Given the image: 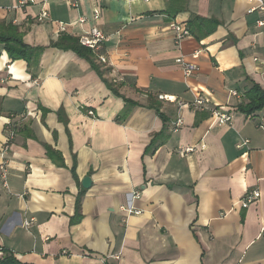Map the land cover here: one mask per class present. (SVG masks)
Listing matches in <instances>:
<instances>
[{
	"label": "crops",
	"instance_id": "1",
	"mask_svg": "<svg viewBox=\"0 0 264 264\" xmlns=\"http://www.w3.org/2000/svg\"><path fill=\"white\" fill-rule=\"evenodd\" d=\"M20 1L1 0L0 7ZM35 1L0 10V23L45 48L29 66L0 44V258L7 252L21 264H264V109L246 115L238 111L244 98L231 96L253 83L264 90L259 14H248L244 0H79L78 8L68 0ZM42 9L50 19L40 23ZM208 21L218 23L209 34ZM174 22L191 27L180 44ZM61 24L78 39L95 27L105 33L93 58L99 71L72 50L51 46ZM180 56L200 70L186 78ZM195 89L211 108L230 112L232 123L213 125L208 111L180 108L195 99ZM179 116L184 124L174 132ZM46 145L64 165L48 157ZM255 188L259 201L243 208ZM81 192L82 218L74 223ZM128 206L142 213L127 214Z\"/></svg>",
	"mask_w": 264,
	"mask_h": 264
},
{
	"label": "built area",
	"instance_id": "2",
	"mask_svg": "<svg viewBox=\"0 0 264 264\" xmlns=\"http://www.w3.org/2000/svg\"><path fill=\"white\" fill-rule=\"evenodd\" d=\"M248 2L251 7L248 10V14H253V13H258L259 18L256 20V26L262 30V33L264 34V0H244ZM129 2H145L148 3L150 0H129ZM69 5L72 8H78L79 7V0H68ZM30 4H36L35 0H21L18 4L17 7L24 8L27 7ZM12 7V8H3L0 7V10H5V11H10L11 9H16L17 8ZM95 19L99 20L101 16V10L100 8H95ZM36 19L38 22L43 23L47 20L50 19V14L48 10L42 9L39 15L36 16ZM86 22V17H81L80 23L84 24ZM171 30L174 31L175 33V41L177 44H180L182 40L185 38H188L191 36V28L189 24L187 23H178L174 22L170 26ZM60 31L62 33L66 32L67 29L64 25L61 24L60 26ZM106 40V35L105 33L100 30L99 28L95 27L90 29L88 32H85L82 36L79 38V42L82 46L91 49L95 54H97ZM202 51H197L193 54V58H198L199 55L201 54ZM99 60L101 63L105 64L107 63V59L99 55ZM176 63L181 67L183 70V73L186 78L192 77L194 74H196L199 70L200 67L198 64L194 61H189L184 58V56H180L179 58L176 59ZM196 93L195 99L191 103H185V102H180L179 107H190L194 110L197 111H208L210 113L209 120L213 122V125L217 126H224V125H230L232 123V115L230 112L224 111L221 108H211L209 106L210 101L206 99L203 95L202 90H194ZM231 96L236 97L238 99L242 98V94L239 93L237 90H234L231 92ZM160 100H165L169 102H176L175 97L171 96H164L160 95L159 96ZM89 115L94 116V113L92 111L89 112ZM184 122L181 116H179L176 121L173 124V130L174 132H177L181 126H183ZM260 128L264 129V119H262L261 123L259 124ZM15 135V131H11V138H13ZM194 148H188L185 150L186 153L192 152ZM5 167V163H4ZM140 195L138 193H135L133 195V198H139ZM261 197V192L258 188L251 189L249 190L244 199L242 200V207L243 208H248L252 204H255L259 201ZM122 210L126 212L127 214H141V210H137L133 206H128V207H122ZM32 221L25 222V226L29 227L31 225ZM118 259L119 256H116Z\"/></svg>",
	"mask_w": 264,
	"mask_h": 264
},
{
	"label": "trees",
	"instance_id": "3",
	"mask_svg": "<svg viewBox=\"0 0 264 264\" xmlns=\"http://www.w3.org/2000/svg\"><path fill=\"white\" fill-rule=\"evenodd\" d=\"M205 22V21H204ZM211 27L208 29L207 34L213 32L218 23L215 21H208ZM191 28V27H190ZM23 34L19 31V28L13 24H3L0 23V44L4 45L5 51L8 53L9 57L13 60H24L28 63L29 66L36 65L41 54L44 51V47H33L27 44L24 41ZM52 47H56L62 50H72L78 56L87 59L93 66L94 69L99 71V68L94 62L95 53L84 46H82L79 42L78 38H75L68 33H62L59 36V39L55 43H51ZM99 74L102 73L98 72ZM107 86H109L116 94H119L118 91L113 88L112 84L109 83L108 80H105ZM242 97L244 100H241L238 104V111L244 113L246 115H252L258 111L264 109V90L260 87L259 84L253 83V85L247 90L245 94L242 93ZM126 102L129 105H134L135 103L129 99H126ZM45 110V109H44ZM129 111H126L124 114V118L127 117ZM16 133V127L12 128ZM15 136V135H14ZM47 155L58 165H64V161L62 156L56 152L51 146L46 145ZM155 146L149 147L151 153L154 152ZM76 163L73 167V174L76 175ZM84 193L81 192L78 196L76 203V214L75 217L72 218V222L77 223L82 218V201H83ZM0 264H21L13 255H9L7 252H4L2 258H0Z\"/></svg>",
	"mask_w": 264,
	"mask_h": 264
},
{
	"label": "water",
	"instance_id": "4",
	"mask_svg": "<svg viewBox=\"0 0 264 264\" xmlns=\"http://www.w3.org/2000/svg\"><path fill=\"white\" fill-rule=\"evenodd\" d=\"M82 186L85 189H89L92 186V179L90 177H85L82 181Z\"/></svg>",
	"mask_w": 264,
	"mask_h": 264
},
{
	"label": "rangeland",
	"instance_id": "5",
	"mask_svg": "<svg viewBox=\"0 0 264 264\" xmlns=\"http://www.w3.org/2000/svg\"><path fill=\"white\" fill-rule=\"evenodd\" d=\"M1 1V0H0Z\"/></svg>",
	"mask_w": 264,
	"mask_h": 264
}]
</instances>
